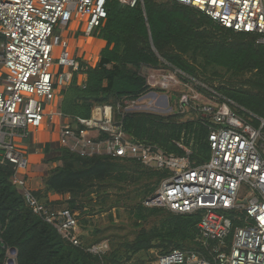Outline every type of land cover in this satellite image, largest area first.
Returning <instances> with one entry per match:
<instances>
[{"label": "built area", "instance_id": "1", "mask_svg": "<svg viewBox=\"0 0 264 264\" xmlns=\"http://www.w3.org/2000/svg\"><path fill=\"white\" fill-rule=\"evenodd\" d=\"M118 1L129 8L144 7L145 3ZM167 1L194 8L236 33L253 35L257 45L264 46V0ZM107 3L0 0V65L4 69L0 78V164L13 166V184L21 190L27 206L63 240L83 247L78 214L46 207L29 185V146L35 134L54 135L57 148L82 158L138 161L165 175L156 192L144 201L146 208L163 209L176 216H200L197 250L175 249L158 256L153 264H264V119L253 126L235 111L233 102L217 94L206 101L203 91L183 82L195 83L192 78L181 77L171 67L148 69L150 91L139 99L94 105L89 118L63 114V92L76 75H84V68L62 33L77 21L83 24L82 35L94 38L108 18ZM58 28L63 30L61 35L56 34ZM182 87L187 91L177 96V107H170L171 94ZM150 93L156 95L150 99ZM164 95L168 108H174L173 115L207 129L208 156L200 154L195 134L185 129L170 141L182 155L127 130L126 120L141 114L132 109L146 97L147 110L165 113ZM109 247L102 243L86 250L105 255ZM7 257L5 264L10 260L17 264V254Z\"/></svg>", "mask_w": 264, "mask_h": 264}, {"label": "trees", "instance_id": "2", "mask_svg": "<svg viewBox=\"0 0 264 264\" xmlns=\"http://www.w3.org/2000/svg\"><path fill=\"white\" fill-rule=\"evenodd\" d=\"M107 11L105 25L95 34L106 43L100 61L96 67L81 61L87 80L79 86L76 75L63 92L64 115L89 118L94 105L139 99L150 91L146 76L140 73L142 68L173 67L188 76H199L200 69L207 73L217 67L236 75L252 74L245 82L248 93L230 90L224 95L264 119V46L257 45L255 36L224 28L206 14L173 1L145 0L144 7L129 8L118 0H108ZM179 117L135 114L126 120V127L136 137L179 155L182 153L170 141L179 138L184 129L191 134L195 127L199 128V136L197 131L194 133L198 149L200 154L208 156L207 129L195 122L177 123ZM254 125H259L258 119ZM169 127L170 136L163 133ZM41 148L44 164H61L46 173L44 188L34 192L46 207L68 209L90 217L98 203L109 204L113 200L119 205L122 201L139 199L136 206L128 207L132 209L134 227L140 229L137 241L128 246L129 250L134 254L150 250L157 241L170 243L173 250H197V247L184 249L179 243L195 242L200 216H176L164 210L167 217L150 230L142 226L163 210L146 208L143 203L156 192L164 174L134 160L82 158L50 143ZM13 174L11 164H0V242L4 244V247L0 245V264L7 262L10 250L16 252L17 264H120L113 259L105 260L108 253L93 255L86 250L89 246L76 247L63 240L53 226L27 206L21 190L13 184ZM51 193L70 195V199L53 202L49 199ZM65 204L67 208H60Z\"/></svg>", "mask_w": 264, "mask_h": 264}, {"label": "rangeland", "instance_id": "3", "mask_svg": "<svg viewBox=\"0 0 264 264\" xmlns=\"http://www.w3.org/2000/svg\"><path fill=\"white\" fill-rule=\"evenodd\" d=\"M160 1V0H159ZM83 28L82 23H78L77 25V30L79 31L77 35H75V38H72V35L70 32H63V39H69L70 41V48L71 52L76 54H79L80 51L79 49L74 46V40H78L82 38L81 35V29ZM62 28H58L56 31L57 35H61L62 33ZM96 34V33H95ZM94 34V38L98 39L96 35ZM84 39V38H83ZM100 40V39H99ZM88 47L91 48L93 45V41L90 40L88 41ZM60 50L56 51L55 54V63H57V57L59 55ZM166 68V67H165ZM173 68V67H171ZM174 70H177L173 68ZM59 71V70H58ZM179 71V70H178ZM179 75L181 77H187V78H192L195 83L192 81H183L186 85H194L192 88L195 89V91L201 90L205 93L206 95V101L212 96L217 94L218 96L221 97V99H225L228 101L233 102V108L239 115L246 120L248 123L254 125V120L259 119L256 116L252 115L250 112H248L246 109L240 107L237 105L232 99L228 98L227 96L224 95V92L230 91V90H235V91H246L248 90L249 92V87L247 85L246 80L252 78L251 73H245V74H240L236 75L232 72H229L225 69L222 68H213L212 70L209 69L207 73H204L203 70L200 69V72L202 74L195 75V76H188L181 71H179ZM140 73L144 76H147L149 73V70L146 68H142L140 70ZM184 74V75H182ZM198 84V85H197ZM197 85V86H196ZM185 86V85H184ZM187 91L186 88L182 87L179 88L178 91H175L171 95V105L170 107H177V96H179L181 93H185ZM247 92V93H248ZM156 93H160L157 92ZM167 96H169V93H166ZM151 99L152 97L149 96ZM62 102H60V107L62 106ZM147 102L148 98H144L140 102L137 103L136 107L132 109L133 112H140V113H148L154 116H173L174 108L171 111V113H163V112H158L157 110H147L144 106L147 107ZM83 104V103H82ZM82 107V106H81ZM161 109V107L159 108ZM186 117L180 116L178 119L177 123L181 122H189L191 119H185ZM193 118V117H190ZM172 121V120H171ZM170 129L164 130L163 133H166V135L170 136L172 133L171 127ZM190 131V130H189ZM188 131V133H190ZM197 131V134L199 136V128L196 129L194 128L193 131H191V134L193 135ZM41 137V138H40ZM37 144H49L47 142L54 141V136L48 135L46 132L45 134L40 135ZM198 140V139H197ZM198 143V142H197ZM44 145V146H45ZM44 150V149H43ZM37 153V152H36ZM45 158V156H44ZM48 166L47 172L51 168H55L57 166H61L60 163L56 164H46ZM31 187L34 191L38 190L39 188H44V184L42 180H37L33 184L31 183ZM95 196V195H94ZM114 201L112 200L111 203L105 205H100L98 203V206L95 208V213L93 216L90 217H82L79 212L78 218H79V235L81 236V240L83 241L84 246H90V245H95V244H102V243H108L109 244V252L108 254L105 255V260L107 259H113L114 261H118L120 264H153L156 262V259L158 256H160L163 253L169 252L174 249V247L170 243H162V242H154L153 247L150 250H143L141 252H138L137 254H134L132 250L128 249V246L132 245L135 243L138 239L139 236V231L140 229H137L134 227L133 224V218L131 216V210L128 207L130 206H136L140 200H134L130 201L129 203H126L125 201H122L119 205L113 203ZM114 204L113 208L109 211L108 209L110 208L111 204ZM127 206V207H126ZM67 208V205H63L60 208ZM102 212L100 213V211ZM168 213L164 210H161L160 213L151 216L146 223H143L142 226L143 228H147L150 230L157 222L162 220L163 218H166ZM179 245H182L184 249H196V244L193 241H180ZM9 258H14L16 257V252L14 250H10L7 253ZM8 264H14V261L10 260L8 261Z\"/></svg>", "mask_w": 264, "mask_h": 264}, {"label": "crops", "instance_id": "4", "mask_svg": "<svg viewBox=\"0 0 264 264\" xmlns=\"http://www.w3.org/2000/svg\"><path fill=\"white\" fill-rule=\"evenodd\" d=\"M77 25H78V22L74 21L70 25L69 29L64 31V34H65V32H70V34L72 35V38H75L76 37L75 35H77V33L79 32L77 30ZM62 35H63V33H62ZM81 35H82V33H81ZM65 40L68 43L69 50L72 51L70 48V42H69L70 40L69 39H65ZM90 40L93 41V45L91 48H89L87 45L88 41H90ZM74 44H75L74 46L76 47V49L78 48L80 51L79 54H76V52H74V55L81 58V61L90 67H96L97 66V64L100 61L101 52L106 46V43L102 40H99L96 38L87 39L83 35H82V38H80L78 40H74ZM3 74H4V69L0 65V78L3 76ZM86 80H87L86 75H80L78 77V85L83 86L85 84ZM2 89H3V83H2V80L0 79V92L2 91ZM45 133L46 132H39V133L35 134L32 142H31V145L29 146L30 153H31L30 168H29V185H30V187H31V183L33 184L37 180H42V182H43V178L46 176V173H47L48 166L46 164H44V162H43L44 154H43L42 148H41V146H44L45 144H37V142L40 143V141H38V140H40L39 139L40 135L43 136V134H45ZM48 135H51V134H48ZM52 136H54V135H52ZM55 140L56 139L54 137V141ZM54 141L47 142V143L55 144ZM41 189H43V188L38 187L37 191H39ZM49 199H50V201H53V202L67 201L70 199V195L61 196L58 194L51 193V194H49Z\"/></svg>", "mask_w": 264, "mask_h": 264}, {"label": "water", "instance_id": "5", "mask_svg": "<svg viewBox=\"0 0 264 264\" xmlns=\"http://www.w3.org/2000/svg\"><path fill=\"white\" fill-rule=\"evenodd\" d=\"M156 95V93H150L148 96H155ZM163 99L165 100V110H164V112L165 113H168V112H170L171 111V108H168V106H169V101H168V97L167 96H163ZM0 245L2 246V247H4V244L2 243V242H0Z\"/></svg>", "mask_w": 264, "mask_h": 264}]
</instances>
